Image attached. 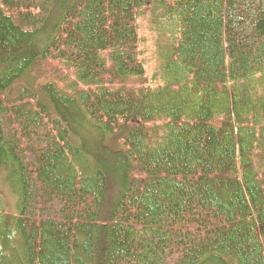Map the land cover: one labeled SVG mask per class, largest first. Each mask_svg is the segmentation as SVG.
Wrapping results in <instances>:
<instances>
[{
  "label": "trees",
  "instance_id": "1",
  "mask_svg": "<svg viewBox=\"0 0 264 264\" xmlns=\"http://www.w3.org/2000/svg\"><path fill=\"white\" fill-rule=\"evenodd\" d=\"M0 181V264H264V0H0Z\"/></svg>",
  "mask_w": 264,
  "mask_h": 264
},
{
  "label": "rangeland",
  "instance_id": "2",
  "mask_svg": "<svg viewBox=\"0 0 264 264\" xmlns=\"http://www.w3.org/2000/svg\"><path fill=\"white\" fill-rule=\"evenodd\" d=\"M146 17L140 16L138 17V32L139 36L142 35L143 37V42H142V50H143V58L146 61L148 65L149 71H153L156 66L158 65L157 61V55L155 52V46L153 45L150 35L147 31V25H146ZM147 28V29H146ZM1 183V181H0ZM2 184V183H1ZM2 193H0V197L2 196L3 199L0 201H3V203L6 202L7 209H11L12 211H15V202H16V196L15 194L10 191L6 186L2 184L1 186Z\"/></svg>",
  "mask_w": 264,
  "mask_h": 264
},
{
  "label": "bare ground",
  "instance_id": "3",
  "mask_svg": "<svg viewBox=\"0 0 264 264\" xmlns=\"http://www.w3.org/2000/svg\"><path fill=\"white\" fill-rule=\"evenodd\" d=\"M10 211H12L11 209H9Z\"/></svg>",
  "mask_w": 264,
  "mask_h": 264
}]
</instances>
